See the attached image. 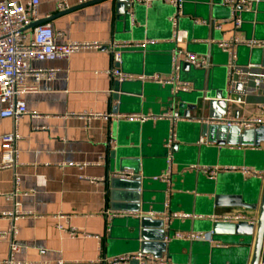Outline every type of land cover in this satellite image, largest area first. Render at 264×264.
I'll use <instances>...</instances> for the list:
<instances>
[{
  "label": "crops",
  "instance_id": "0c3cea01",
  "mask_svg": "<svg viewBox=\"0 0 264 264\" xmlns=\"http://www.w3.org/2000/svg\"><path fill=\"white\" fill-rule=\"evenodd\" d=\"M59 1L38 0L37 7L38 20L49 19L47 23L57 35L56 44L154 41L143 51H122L116 67L134 76L155 74L163 79L170 78V65L166 59L169 42L166 40L171 36L168 18L174 12L172 6L154 0L148 7L134 4L130 27L126 21L116 20L115 0L82 7L77 0H65L68 9L61 12L56 10ZM223 1L183 0L184 16L180 17L179 26L187 38L178 44V50L210 55L212 62L209 70L195 69L178 75L191 84L192 90L210 88L216 91L226 81V55L214 46L213 40L234 36L264 38L258 26L264 18V4H260L255 13L244 12L242 26L238 30L231 23L223 24L220 32L199 25L202 20L215 21V24L228 20L231 10L223 5ZM237 49L238 65H257V55L243 46ZM114 66L111 55L101 51H82L67 60L32 62L35 69L52 68L58 69L59 73L55 80L39 82L36 92L22 97L29 114L34 113L37 117L27 115L18 122L21 139L18 142L16 174L20 178V187L13 199L7 196L15 190L14 174L11 170H0V213L12 212L16 203L20 211L30 214L15 222V243L19 246L15 260L24 264H96L102 259L135 253L140 249L130 236L140 218L139 213L145 217H149V213L161 217L179 213L193 217L164 221L168 238L167 250L161 259L168 264H250L256 229V225L250 222H256L258 218L263 181L244 177L238 172H220L215 180H210L191 168L250 167L258 171L257 166L260 165L264 171V144L261 143L259 148L233 144L219 147L215 141L207 142L199 132L207 121L206 112L192 113L191 122L178 120L174 130L167 121L161 120L164 130L169 129L170 134L173 130L179 149L171 155V188H167L164 194L166 188L162 182L148 183L146 186L152 189L148 205L139 212L123 211L124 185L123 182L110 183L118 171L110 172L109 150H116L117 160H128L124 163L128 168L125 171L138 170L142 179L150 180L163 173L164 158L153 157V154L147 156L140 151L145 127L156 121L87 120L78 116L83 113L161 114L167 110L165 107L150 109L146 107L145 99L154 93L167 97L169 90L149 82L118 84L102 73ZM28 81L33 82L32 79ZM118 89L142 93L143 107L140 102H130L127 109L120 107L118 112H113L117 102L112 95ZM232 96L234 101L224 117H259L264 120L262 94L241 95L239 101L235 98L240 94ZM160 102L157 99L155 104ZM12 130L11 120L0 118V137ZM201 139L206 144L198 145ZM4 154L5 147L0 141V161ZM81 165L83 167H79ZM106 211L118 215L113 218V224L104 215ZM60 215L63 218H58ZM235 215L245 221L223 223L211 220ZM58 224L65 229L76 228L88 237L70 238L57 229ZM8 227L9 220L0 219V231H6ZM175 233L212 235L210 241H184L173 238ZM39 250H45V253L41 255ZM263 253L264 246L261 257ZM7 255L8 240L0 239V261Z\"/></svg>",
  "mask_w": 264,
  "mask_h": 264
},
{
  "label": "built area",
  "instance_id": "2783aa9c",
  "mask_svg": "<svg viewBox=\"0 0 264 264\" xmlns=\"http://www.w3.org/2000/svg\"><path fill=\"white\" fill-rule=\"evenodd\" d=\"M89 0H77L79 4H85ZM153 0H132L133 4H141L146 7L150 5ZM164 2L172 6L176 11L169 19L172 25V38L168 41L176 44L183 43L187 34L184 31L177 30V17L181 16L182 0H154ZM223 5L231 10L230 18L226 21L215 24V30L221 31L223 24L231 23L235 30L242 26V20L238 15L241 12H249L251 1L246 0H224ZM38 0H28L21 2L20 0H0V118L9 119L12 122L13 130L10 134L0 137L1 143L5 147V154L0 161V170H11L14 176V193L7 198H15L20 187V178L16 174V169L19 166L18 162V142L21 139L18 133V122L24 116L30 115L37 117L36 114H29L23 96L28 93H34L37 90L39 82H51L55 80L58 69H35L32 67V62H52L67 60L72 55L82 51H101L107 52L111 55L114 67L105 70L102 73L109 78L114 79L118 83L139 81L141 83H153L161 87L170 86L172 91L176 92H191L192 87L189 83L180 82L178 79L179 66L176 59L183 61L196 70H209L212 67L210 55H195L189 52L177 51V57L173 58L171 76L169 79H163L158 75H138L123 73L116 65L120 61L121 52L131 49H143L148 44L155 43L154 41H72L65 44H56L55 37L57 36L49 23L38 25L28 31L25 29L32 23L38 20L37 18ZM68 9L65 0H60L57 3L56 10L61 12ZM198 22H196L197 24ZM199 25H209L208 22L202 20ZM217 48L227 56L226 68V83L227 91L231 94L238 93L240 96L247 97L254 94H262L264 96V68L260 65L248 64L240 66L237 64L236 49L238 47H247L248 49L264 50V40L246 39L231 37L229 39H221L212 42ZM32 79L33 82L28 80ZM241 85V90L236 91L235 86ZM90 120L92 118H101L108 121H116L124 119L127 121L145 122L148 120L161 121L165 120L173 129L175 122L179 120L176 111H169L166 114L152 115V114H131L119 115L111 113H83L78 116ZM216 125H223L227 128L236 127L240 130H252L259 126H264V120L259 117L253 118H239L232 119L222 117L221 119L211 122ZM168 140V148L175 143V134L171 131ZM202 139L199 140L198 145H204ZM166 170L153 180L166 184L167 188L171 186L172 175V156L169 154L166 160ZM83 167V165L79 166ZM192 170L202 172L208 179L215 180L220 172H238L247 178H257L264 181V171H257L250 167H197L194 166ZM131 171H123L117 173L119 178H130ZM26 195V194H25ZM30 215L28 212H22L18 208V204L14 203L12 212L0 213V219H8L9 227L6 231H0V239L8 240V255L0 261V264H24L15 260V255L19 251V246L15 243L17 229L15 222L25 216ZM106 218L111 221L118 216L110 212H105ZM143 216L139 213V217ZM147 216L154 219H162L168 222L169 218L174 219H189L193 216L188 214L172 213L167 216H156L153 213ZM63 218V216H58ZM201 218V216H198ZM212 221L223 223L230 221H245L239 215L224 216L221 219L211 218ZM251 225H256V222H250ZM59 231H64L70 238L78 236L88 237L78 229L69 227L65 229L61 224L57 225ZM211 233H175L173 238L184 241H210ZM43 255L45 250H39ZM96 264H168L161 258H156L151 254L137 251L122 256L102 259ZM258 264H264V256L260 257Z\"/></svg>",
  "mask_w": 264,
  "mask_h": 264
},
{
  "label": "water",
  "instance_id": "95a60500",
  "mask_svg": "<svg viewBox=\"0 0 264 264\" xmlns=\"http://www.w3.org/2000/svg\"><path fill=\"white\" fill-rule=\"evenodd\" d=\"M101 1L104 0H93L85 4H82L79 7L87 6ZM246 1H251V7L248 13H253V12L255 13L256 10H258L260 4L261 5L264 4V2H261V0H246ZM133 6L134 4L130 3V0H115L116 20L121 22L126 21L131 27L133 24V19H132L133 17L131 13ZM183 6H184V2L181 8V16H184ZM175 11L176 10L174 9L172 15L175 13ZM243 13L244 12L238 14L241 20ZM172 15L168 18V21L172 17ZM181 16L177 17V30L179 31H183L179 26ZM48 21L49 19L39 20L35 23H32L25 29V31H29L38 25L47 23ZM170 26H171V36L166 41H169L172 38L173 29L171 23ZM204 26L206 27L209 26L212 30H215V21L209 23V25H204ZM258 26L262 34L264 35V18L262 21H260V24H258ZM221 39L222 38H219L213 41H219ZM246 39H256V38H246ZM256 40H264V38H260ZM245 48L248 49L247 47ZM140 50L143 51L145 49L143 48ZM248 50L253 55L255 54V56L256 55L258 56L259 60H257L255 64L261 65V67L264 68V50H259V49H252V50L248 49ZM177 51H178V44H176L175 42L173 43L169 42L168 55L166 56V59H167V63L170 65V71L172 68L173 58L177 57L178 55ZM237 51L238 49L236 50V54L238 58ZM176 61L179 66L178 75L181 74L182 72H189L191 70H195L193 67L184 63L181 60L176 59ZM226 63H227V56H226ZM178 79L180 82L189 83L181 80L180 78ZM118 84H122V83H118ZM159 87L162 88L161 86ZM164 88H167L169 90V95L167 97L158 96L155 93L149 95V97L145 99L146 107L152 109V107L158 108L162 105V107L163 108L165 107V109L167 110L161 114H166L169 111H176L179 120H184L188 122L192 121V118L190 116L192 113L206 112L207 121L205 122V124L201 125L199 132H201V135L207 139V142L215 141V143L219 147L225 146L226 144L228 145L233 144L238 146L249 145L252 147L259 148L261 143L264 144V126H259L252 130L241 131L236 127L227 128L223 125H216L214 123H211L221 119L222 116H225L231 102L234 101L232 94L227 91L226 81L216 91H212L210 88H207L206 90L201 89L199 91L192 90L191 92L188 93L185 92L174 93L172 91V87L166 86ZM235 90L240 91L241 85L237 84L235 86ZM140 97H143L142 93L138 94V92L137 93L125 92L122 91L121 89H118L117 92H115L112 95V99L117 102V107L113 109V112H118V109L120 107L127 109L128 104L130 102H137V103L140 102V105L142 106L143 104ZM240 97L241 96H237L235 98V101H239ZM157 99H160L161 101L160 104H155V101ZM173 130H174V125H173ZM144 133L145 134L142 140V144H140V151L145 152L147 156L153 154V157L164 158V163H165V167L163 170L164 172L167 167L166 160L168 155L177 153L179 150L178 145L176 143H173L170 146V148H168V140L171 135L169 133V129L168 131L166 129L164 130L163 124L159 121L150 123L149 126L145 127ZM224 139H230L232 140V142H224L225 141ZM109 151H110L109 160H110L111 173H114V171H118V173H122L123 171L128 169L126 166H124L125 165L124 163H126L128 160L121 158L117 160L116 150L112 149ZM221 154L222 153L219 151L218 155L221 156ZM135 160L138 161L137 158H135ZM115 163L117 164V167L115 166ZM257 167H258V171H262L263 168L262 166L259 165ZM132 174L133 175L130 178H119L115 176L112 179H110V183L113 184L114 182H123L124 185L122 190L124 193V200L122 202V205L124 207L123 211L139 212L144 205H148L147 203H149V199L151 197L152 189H149L146 186V184L151 182H159L153 180V178L160 176L162 172L159 175L152 177L150 180L142 179L139 176L138 170L137 171L133 170ZM126 179H130V180H126ZM171 184H172V175H171ZM164 186L166 188L164 192L165 194L168 189L166 184H164ZM170 188L171 186L169 187V189ZM111 207H113L112 204ZM111 210L113 209L111 208ZM113 221L114 219L111 220V223ZM244 237L246 238L251 236H244ZM167 238H168V232L166 230V227H164V221L162 219H151L145 216H141L140 218L137 219L130 236L131 241L138 244L141 252L151 254L156 258H161L162 255L166 252ZM263 246H264V181H263L261 202L259 207V214L256 220L255 239H254L253 253L250 264H258V260L262 255ZM213 252L214 249L210 251L211 254H213Z\"/></svg>",
  "mask_w": 264,
  "mask_h": 264
},
{
  "label": "rangeland",
  "instance_id": "374dc122",
  "mask_svg": "<svg viewBox=\"0 0 264 264\" xmlns=\"http://www.w3.org/2000/svg\"><path fill=\"white\" fill-rule=\"evenodd\" d=\"M261 10V9H260ZM246 14H244L243 16H245Z\"/></svg>",
  "mask_w": 264,
  "mask_h": 264
}]
</instances>
